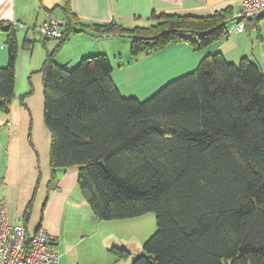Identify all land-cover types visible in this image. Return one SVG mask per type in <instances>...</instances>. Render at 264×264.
Here are the masks:
<instances>
[{
    "label": "trees",
    "instance_id": "16d2710c",
    "mask_svg": "<svg viewBox=\"0 0 264 264\" xmlns=\"http://www.w3.org/2000/svg\"><path fill=\"white\" fill-rule=\"evenodd\" d=\"M59 7L65 28L40 70L51 134L48 191L58 188V170L77 167L97 218L155 212L157 229L131 264H264V70L258 62L246 56L231 62L216 51L142 100L122 95L106 53L84 56L73 68L55 58L85 27L129 37L133 59L184 42L201 50L230 35L232 10L153 12L151 24L126 28L115 20L82 24L71 0ZM33 43L26 37V45ZM6 44L0 108L9 112L19 53L12 24ZM30 209L31 203L27 214ZM110 251L118 259L131 254L117 246Z\"/></svg>",
    "mask_w": 264,
    "mask_h": 264
},
{
    "label": "crops",
    "instance_id": "0c3cea01",
    "mask_svg": "<svg viewBox=\"0 0 264 264\" xmlns=\"http://www.w3.org/2000/svg\"><path fill=\"white\" fill-rule=\"evenodd\" d=\"M64 2L65 0H0V26L10 24L11 27L12 24L15 29H18L19 24L23 26L32 24L34 20L39 18V15H49V18L44 17L43 22H37L31 28L32 30L30 29L29 33L34 31L30 33V37L29 34L27 35L34 41V35L37 33V37L46 46V40L52 37L43 36L39 27L51 18L58 19L54 16V12L57 7V9H61L59 6L63 5ZM71 6L84 25L92 26L94 23L103 24L115 20L126 28L151 24L153 12L157 14L175 13L205 16L226 8L232 10L230 35L201 50L194 49L189 43L184 42L169 44L156 52L142 54L137 59H133L128 52V47L123 53L120 51L118 42L115 41L117 44L114 45L115 38H111V35L100 34L91 27H85L84 31L72 33L60 49L72 38H77L78 47L74 48L71 57H67L70 59H60L64 57L60 56L59 49L55 55L56 60L69 66L71 65L69 62H73L72 64L75 65L82 57L92 53L103 52L108 54L113 65V80L124 96H135L143 100L169 80L195 69L204 56L216 51H221L227 59L234 58L232 60L245 56L249 57L258 62L264 70V60L261 58L264 55V16L254 24L249 22L244 31H237L235 25L242 9L240 0H71ZM61 13L62 18L58 20L61 22L63 31L66 20L62 9ZM6 33V30L0 29V43L6 42ZM56 46L47 48V51L54 50ZM3 47H0L1 55V49L2 51L5 49ZM5 47L7 46L5 45ZM126 56L127 60H125ZM43 60L45 61V59ZM6 62H8V58H0V66L6 65ZM17 86L16 80L15 97L11 102L10 111L6 112L0 108V201L4 200L6 220L9 224L23 222L31 232L40 227L44 228L56 239L62 254L59 264H72V260H75L72 254L73 247L69 246L65 239H61L62 234L59 225L55 226L54 222L48 221V223H44V226L39 225L34 230H30L28 227L33 206L36 204L39 178H41L40 157L32 142L28 146L29 151H23L22 154L16 151L13 110L17 107L15 101H18V98L22 104H25L23 102L24 95H17L16 93ZM78 174L77 167H67L57 171L58 188L51 191V194L48 193L50 197L47 198L46 207L43 210L45 216L48 214V216H57L60 219L63 214L71 211L69 194L73 187L78 185ZM30 203L31 209L27 214ZM73 207L79 216H82L80 215V207L77 204H73ZM80 218L79 231L80 234H85L83 237L89 234L87 230L89 228H96L92 235H97V229L99 230L100 244L97 246L101 247V253L98 254L97 251L95 254L93 253L89 262L85 261L83 254H79V257L76 255V260L82 264H104L105 255L108 251L110 252L112 233L102 231V228H104L105 221L109 220L99 219L90 213ZM105 243H108L109 246L106 253L105 250L103 252Z\"/></svg>",
    "mask_w": 264,
    "mask_h": 264
},
{
    "label": "rangeland",
    "instance_id": "374dc122",
    "mask_svg": "<svg viewBox=\"0 0 264 264\" xmlns=\"http://www.w3.org/2000/svg\"><path fill=\"white\" fill-rule=\"evenodd\" d=\"M57 8L54 12V16L61 19V9ZM38 17L39 18L34 20L32 24H25V26L19 24L20 26L16 29L19 46V53L16 60V80L18 83L16 93L17 95H24L23 102L26 105L22 104L19 98L18 101H15V105L17 107L13 110V123H15V127L13 129H16L14 142L16 151L21 154L23 151L27 152L30 150L28 149V146L31 145V142L34 144L39 152V164L41 170V178H39L38 192L36 195V204L33 206L32 215L28 221V227L30 230H34L35 227L39 225L44 226V223H48V221L54 222L55 226L59 225L62 234L61 239H65L66 243L73 247L72 254L75 257V260H72V264H82V262L76 260V255L79 257V254H83L85 261L89 262L90 258L93 257V253L95 254L96 251L98 254L101 253V247L97 246V244H100V232L98 229L97 235H92L96 229L94 227L87 229L89 231L87 236L83 237L85 234H80V217L87 216L89 213L93 215L95 214L83 195L79 185L73 187L69 194V207L71 206L72 212L68 210L69 212L63 214L59 219L57 216H48V214L45 216L43 211L46 207L47 198L50 197L49 194H51V192L48 191L51 174V134L44 122L43 81L42 74L39 70L41 69L44 61H42V59H45L44 56H46L47 48L57 45L59 40L56 38H49L46 40L45 46L43 41L37 37L38 35L36 33L34 35V43L30 46L25 44L27 35L29 34L30 37V33L34 32L31 31L29 33L30 29L33 28L37 22H43L44 17L49 18V15H39ZM112 37L115 38L113 41L114 45L117 44L115 41L120 44V51L124 53L128 47V52H130L131 43L129 37L111 35V38ZM76 40L77 38H72L60 49V56L64 57L60 59H70L67 57H71V53L74 51V48L78 47L79 41ZM4 43H0V47L4 46L3 48H5L3 51L1 49L2 55L0 54V58L7 59L8 50L7 47H5L7 44L6 42ZM261 58L264 60V55L261 56ZM127 59L128 58L126 56L125 60ZM232 59L234 58H228V61L238 63L240 60V58H235V60ZM69 63L71 64L68 66L69 68H73L77 65L72 64L73 62ZM158 89L159 88H157L156 91ZM10 117L11 115L9 118ZM73 204H77L80 207V215L82 216H79V214L74 210ZM34 207H36L35 211ZM105 222L106 223L104 228H102V231L112 233V243H110V249L112 246L126 248L131 254L127 258L118 259L115 255L111 254V251H108V255H105V259L103 261L104 264H131L132 258L135 257V255L144 252L143 245L145 241L149 239V237L157 229V217L156 213L153 211L132 218L112 219ZM108 248V243H105L103 252L105 250L106 253Z\"/></svg>",
    "mask_w": 264,
    "mask_h": 264
},
{
    "label": "built area",
    "instance_id": "2783aa9c",
    "mask_svg": "<svg viewBox=\"0 0 264 264\" xmlns=\"http://www.w3.org/2000/svg\"><path fill=\"white\" fill-rule=\"evenodd\" d=\"M240 1L242 9L235 29L242 32L249 22L254 24L264 16V0ZM39 31L52 38L63 33L56 18L44 22ZM61 256L56 239L44 228L31 232L23 222L9 224L4 200L0 201V264H59Z\"/></svg>",
    "mask_w": 264,
    "mask_h": 264
},
{
    "label": "water",
    "instance_id": "95a60500",
    "mask_svg": "<svg viewBox=\"0 0 264 264\" xmlns=\"http://www.w3.org/2000/svg\"><path fill=\"white\" fill-rule=\"evenodd\" d=\"M10 28V24H3V25H1L0 26V29H2V30H8Z\"/></svg>",
    "mask_w": 264,
    "mask_h": 264
}]
</instances>
